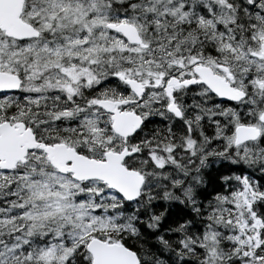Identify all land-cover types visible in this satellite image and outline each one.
<instances>
[{
  "label": "snow or ice",
  "instance_id": "snow-or-ice-1",
  "mask_svg": "<svg viewBox=\"0 0 264 264\" xmlns=\"http://www.w3.org/2000/svg\"><path fill=\"white\" fill-rule=\"evenodd\" d=\"M0 264H264V0H0Z\"/></svg>",
  "mask_w": 264,
  "mask_h": 264
}]
</instances>
